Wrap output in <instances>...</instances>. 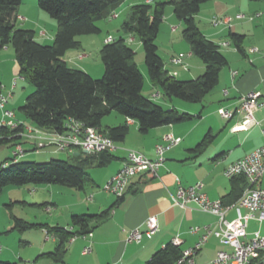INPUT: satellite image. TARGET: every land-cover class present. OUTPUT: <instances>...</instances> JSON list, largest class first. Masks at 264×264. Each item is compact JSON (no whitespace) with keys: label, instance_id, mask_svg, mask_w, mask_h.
I'll return each instance as SVG.
<instances>
[{"label":"trees","instance_id":"16d2710c","mask_svg":"<svg viewBox=\"0 0 264 264\" xmlns=\"http://www.w3.org/2000/svg\"><path fill=\"white\" fill-rule=\"evenodd\" d=\"M125 1L38 0L39 8L58 25L53 44L47 45L37 40L34 30L17 25L16 15L24 0H0V47L14 50L20 66L19 75L34 87L25 104L19 108V113L31 126L52 133H62L66 130L67 121L74 119L87 127L96 128L117 143L125 140L130 126L126 123L103 128V118L113 112L128 121L137 122L142 134H147L154 128L202 118L201 113L192 115L175 108L166 109L143 95L145 79L135 62V51L124 37L103 44L101 58L104 73L100 79L71 67L64 59L67 52L82 48L78 40L80 36L100 33L96 22L110 18ZM210 1L212 0H172L136 4L132 6L129 18L122 25L125 33L137 36L142 42L149 79L168 98L201 103L218 86L221 70L228 65L227 58L220 51V45L207 39L196 22L202 6ZM167 5L173 7L174 14L184 24L183 37L190 45L192 54L205 65L204 73L196 79L181 81L171 76L159 55L156 40L160 25L165 19ZM229 37L234 46L244 52L245 36L230 31ZM24 124L26 123L23 122L16 129L2 128L0 145L21 139L18 134L24 130ZM212 141L213 136L208 133L195 151H204ZM115 159L110 152H80L79 155L73 154L71 161L52 159L44 163L23 160L14 162L11 158L0 166V195L8 186L57 184L82 190L92 182L89 169L104 167ZM6 163L8 166H5ZM239 178L245 181L247 189V180ZM245 189L239 195H227L224 203L237 202ZM125 196L119 200H123ZM111 210L110 208L99 214L75 215L69 228L30 224L15 217V229L23 232L41 227L48 234L58 236L60 243L57 250L41 256L63 263L71 238L93 233L98 225L109 219ZM182 252L181 245H175L172 241L154 253L145 264H177ZM0 264L18 263L0 260Z\"/></svg>","mask_w":264,"mask_h":264},{"label":"crops","instance_id":"0c3cea01","mask_svg":"<svg viewBox=\"0 0 264 264\" xmlns=\"http://www.w3.org/2000/svg\"><path fill=\"white\" fill-rule=\"evenodd\" d=\"M156 2L154 0H145V3L149 4H155ZM207 6L208 8L205 10L204 8ZM204 12L205 14H203ZM240 13L247 17H254V19H235V16ZM212 16H230L234 18V21L231 28H227V26H204L202 20H208L210 23ZM21 18L24 17H21L20 7L16 15L17 23L31 22L30 19L28 21L26 18ZM196 22L207 39L220 45V51L227 58L228 65L220 73L218 90H221L222 97L217 106V113L219 115L218 111L220 109L234 110L233 118L228 120L219 115L221 119L220 125L218 127H211L200 138L198 132H196L197 127L194 125L189 128L185 126L189 124L185 123L154 128L147 134H142L139 131L137 122L133 120L128 121L123 117L124 121L123 119L119 120L121 123L119 125L127 123L130 126V131L125 140L122 141V144L117 146V149L112 153L116 159L104 167H99L104 168V182L108 181L123 167L127 150L133 149L149 158H154L156 145L163 141L166 134L173 133L177 137H180L182 141L178 146L167 152L166 162L160 169L157 177L146 174L135 177L131 181L126 196L121 201L116 196L106 192H104V197H101V192L97 189L99 184L91 174L90 191L87 190L88 185L82 190H70L76 192H67L72 201L60 203L64 206L59 205L54 198L48 201L46 198L41 199L42 197L40 196V199H38L36 194L27 197L21 193L18 197L19 199L10 198L11 203L7 205L8 207L16 203L32 207L43 206L47 213L56 212L64 208V212L61 215L57 216L55 214V217H51L50 215V219H47L44 223H40V225L49 227L59 226L69 228L72 226V217L75 215L99 214L110 208L112 209L109 219L94 229L93 235L89 240L78 238L67 244V252L63 258V263H58L41 256L44 253L55 252L60 243L58 236L50 235L45 228H42V232L46 234V240L41 247L37 248V256L32 264H42L44 260H50L56 264H145L154 253L172 242L174 238H178L181 241V248L186 250L193 247L199 241L201 235L205 232V227L215 228L218 224V218L212 214L203 212L194 204L188 205L187 208L175 206L173 198L178 188L177 179H179V182L183 186L202 182L203 191L210 199H221L223 202L227 195H239L245 189L246 183L242 178L229 179L224 176V172L231 163L252 153L264 144V136L262 134L264 110L255 112L258 124H250L245 129L243 122L246 114L240 109V99L244 94L250 91H258L264 95V0H212L202 6L200 13L196 16ZM31 30L37 32L33 27ZM227 30H229L228 33ZM230 31L245 36L243 42L244 52H240L234 46L229 37ZM37 35L43 39L48 37V41H54L55 38L53 34L48 35L46 33L43 36L36 33ZM37 40L39 41V39ZM131 40L134 41L135 38L131 36ZM173 40L175 41V45H178V40H180L179 44H184L183 38H177V41L173 38ZM225 42L229 43V45L226 47L221 46V43ZM186 47L184 52L187 51L189 57L187 59L190 61L188 70L172 63L171 60L175 57V54L167 62L164 61L169 74L181 81L196 79L205 71L204 63H200L193 58L194 55L191 52L190 45ZM68 53L65 55V60ZM85 56L81 55L80 58L84 59ZM234 71L238 72L235 77L232 75ZM85 72L88 73L87 70ZM19 74L20 66L16 60L14 50H11L10 47H0V93L2 95L12 93L13 96L8 106L9 109L16 113L17 120L23 121L26 123L25 125H30L19 113V108L25 104L26 94L31 91V88L26 86L27 81L23 78H19L16 86L13 87V80ZM152 87L157 89L156 93H153V98L158 100L165 96L153 84ZM226 90L227 93H225ZM145 97L150 98L148 96ZM166 98L168 99H165L167 101L165 103L167 104L166 109L175 108L178 110V105H176L174 100ZM1 120L2 111L0 109V122ZM131 126H136V128L131 129ZM106 127L116 126L107 122L104 124V128ZM208 133L213 136V141L204 151H195L196 146ZM129 135H133L136 138L134 145L127 142ZM16 143H23L24 155L28 153L26 156H23L24 158L29 157V155L40 154L38 153L40 151L35 146V142L32 140L21 138L8 144L14 148ZM30 152H34V154ZM64 152L77 155L76 152L79 151L75 150L72 153L68 151ZM53 156L54 154H49L42 160L53 158ZM12 157L13 152L11 149L10 158ZM5 165L8 166V163ZM81 192L85 194V198ZM153 216L158 219V232L150 239L144 238L141 243H128L127 239L130 232L136 228L145 230L146 221ZM235 217V211H231L228 214V218L233 219ZM14 218L15 216L12 215L14 224L11 222L8 226H13V229H15ZM16 218L30 224H39L32 220L29 222L22 217ZM195 228H198L196 232L193 231ZM88 245L91 246L92 251L89 254H83V249ZM229 249L228 246L222 245L217 238L212 236L194 257V264H206L207 262L213 264V260L219 250ZM10 252L14 254V251ZM18 257L19 260H23L22 255L18 254ZM24 262L30 264V261L27 259Z\"/></svg>","mask_w":264,"mask_h":264},{"label":"built area","instance_id":"2783aa9c","mask_svg":"<svg viewBox=\"0 0 264 264\" xmlns=\"http://www.w3.org/2000/svg\"><path fill=\"white\" fill-rule=\"evenodd\" d=\"M24 19V18H21ZM237 20L250 19L244 14H237ZM233 17L222 16L213 20L214 27L227 26L231 28ZM45 36V32H41ZM109 38L107 42H111ZM229 43H221V46H228ZM172 63L188 70L184 56L179 55L172 58ZM234 71L232 75L237 76ZM20 75L13 80V87L16 86ZM227 93V90L225 91ZM12 93L7 95L0 94V109L2 111V128H18L23 122L18 121L16 113L9 109V103ZM240 109L245 112L246 118L243 122L245 129L250 124H258L255 118V112L264 110V95L258 91H250L244 94L240 99ZM219 115L224 119H231L234 116V110L220 109ZM130 121V120H129ZM264 136V126L262 128ZM21 138L32 140L38 150L46 147H55L59 151L75 150L86 154H98L102 152L113 153L116 149V142L109 136L99 132L94 127H87L82 122L69 119L66 124V130L62 133H52L31 125L24 124V130L18 134ZM182 139L173 133L164 136L163 141L156 145L155 157L148 156L136 150H127V155L123 167L113 175L104 185L103 191L117 198L125 196L130 187L131 181L141 175L146 174L157 177L160 169L166 162V154L172 148L178 146ZM25 150L22 143H16L13 149V160L17 162L23 158ZM6 166V165H5ZM229 179L243 177L247 180L249 187L243 192L239 200L233 204H224L221 199L212 200L203 191V183L198 182L194 185L183 186L177 179L178 188L173 198L174 205L187 208L194 204L203 212L212 214L218 218V224L215 228L205 227V232L201 235L199 241L191 248L183 250L182 256L177 264H194V257L202 247L214 236L222 245L228 246L229 250H219L213 260V264H264V144L245 157L231 163L224 172ZM235 211L236 217L228 218V214ZM251 221H257L259 229L249 232ZM159 230L158 219L153 216L146 221V229L138 228L132 230L128 236V243H141L144 238H152ZM198 228L193 231L196 232ZM93 233L77 235L71 238L70 242L81 238L89 240ZM175 245H180L178 238L173 239ZM1 250V246H0ZM92 251L90 245L83 249V254H89Z\"/></svg>","mask_w":264,"mask_h":264},{"label":"rangeland","instance_id":"374dc122","mask_svg":"<svg viewBox=\"0 0 264 264\" xmlns=\"http://www.w3.org/2000/svg\"><path fill=\"white\" fill-rule=\"evenodd\" d=\"M157 2L166 1L170 2L172 0H154ZM26 2V3H25ZM145 0H126L112 15L110 18L103 19L96 22V25L100 28L101 32L98 34L93 35H83L78 38V40L82 44L81 49H75L69 51L66 56V60L71 67L80 68L83 71H88V73L95 79H100L104 73V65L101 58V48L108 38L117 39L119 37H124L127 43L134 49L135 51V62L137 63L141 73L144 76V88H143V95L148 96L151 99L155 100L156 103L161 104L163 107H167V99L165 96L162 99L153 98V93L157 91V89L152 87V83L148 76L147 67L145 64V53L143 49L142 42L137 36H133L130 34L125 33L122 30L123 23L129 18L131 13V8L133 5L144 3ZM156 2V3H157ZM25 3V4H24ZM24 5L22 4L21 7V17L26 19H30L29 22H18L17 25L20 28H29L32 27L37 31V34H41V32H45L48 35H55L57 32V22L52 19L46 12L42 11L38 6V0H24ZM209 7H212L208 5ZM205 7L204 9L206 10ZM203 12V11H202ZM205 14V12L203 13ZM208 14V13H207ZM27 15V16H26ZM166 18L160 25L158 37L156 40V44L158 46L159 55L163 58L165 62L171 59V57L183 55L185 62L187 65H190V61L187 59L189 58L187 55V51L184 52L186 46H189L187 41L183 37V30L184 24L178 20L176 15L173 12V7L171 5H167L166 7ZM217 17L221 16H212L210 23L208 20H202L204 26L211 27L213 26V20ZM211 24V25H210ZM31 27V28H30ZM175 28V30H173ZM228 28V27H227ZM229 30H227L228 33ZM131 36L135 38V40H131ZM37 39L43 44H53V41H48L47 38H40L38 35L36 36ZM177 38H183L184 44H179L180 40L177 41L178 45H175V41L173 40ZM186 43V45H185ZM174 44V45H173ZM223 48V47H222ZM11 50H13L11 48ZM177 53V54H176ZM81 55H86L84 59H81ZM195 60L198 62H202L198 57L195 55L193 56ZM86 69V70H85ZM27 87L31 88L30 92H27V95L32 93L34 87L27 82ZM161 92V90H159ZM154 93V94H155ZM162 93V92H161ZM222 97L221 90H218V86L210 92L201 103H189L183 101L178 98H172L176 105H178V110L180 112H186L193 115H197L199 113L202 114L201 119H196L190 121L185 124L187 127H193L194 125L197 127L196 132H198V136L201 138L203 137L211 127H218L221 123V119L217 113V106L220 102ZM168 100V99H167ZM124 121V118L113 112L111 115L103 118L102 126L104 128V124L111 123V125H119L121 124L119 120ZM181 125V124H180ZM136 128V126H131V129ZM136 138L132 135H129L127 138V142L134 145ZM122 142H117L116 146H120ZM23 146V143H22ZM29 147V146H28ZM24 148V147H23ZM11 149H13L9 144H2L0 145V166L2 163L9 161L11 156ZM40 154L38 155H29V157H23V161H35L38 163L48 162L52 159H62V160H73V154H69L64 151H59L55 147H46L39 150ZM31 154L34 152H30ZM28 153H26L27 155ZM49 154H54L53 158H47L46 160H42L46 158ZM24 155V156H26ZM41 155V156H40ZM46 155V156H44ZM89 174H91L95 179L96 182L99 184L97 189L100 190L101 197H104V191L102 190L104 185L107 181L104 182V168L95 167L90 169ZM225 176V175H224ZM226 177V176H225ZM227 178V177H226ZM225 178V179H226ZM227 180V179H226ZM91 186H87V190L90 191ZM72 189L57 185H26L22 187L18 186H8L3 193L0 195V260H7V261H16L18 264H26L24 261L27 259L32 264L33 260H35L37 256V248L41 247L43 242L46 240V234L42 232L41 227H33L30 229H26L23 232L13 229L12 227H8L9 224L12 222V215L15 217H22L40 223H44L47 219L51 217H55L61 215L64 212V208L58 210L56 212L52 211L47 213L43 206L39 207H32L30 205H19L13 204V206L8 207L10 202V198L19 199V195L30 197L31 195L36 194L37 198L40 199H48V201L54 198L59 205L60 203H66L71 200V197L68 195L67 192H76L70 191ZM88 191V192H89ZM79 192V191H78ZM82 193V192H81ZM90 193V192H89ZM83 197L85 198V194L82 193ZM90 197V194H89ZM104 199V198H103ZM102 199V200H103ZM30 201L29 199H27ZM64 206V205H62ZM29 219V220H28ZM12 220V221H11ZM34 222V223H35ZM14 224V223H13ZM260 224L258 222H251L249 232L256 231L259 229ZM264 224H262V227ZM27 241V242H26ZM219 241V240H218ZM220 242V241H219ZM14 251V254L12 252ZM18 254L22 255L23 260H19ZM25 259V260H24ZM42 264H56L50 260H44ZM74 264V263H73ZM206 264H212L211 262H207Z\"/></svg>","mask_w":264,"mask_h":264},{"label":"water","instance_id":"95a60500","mask_svg":"<svg viewBox=\"0 0 264 264\" xmlns=\"http://www.w3.org/2000/svg\"><path fill=\"white\" fill-rule=\"evenodd\" d=\"M76 154H77V155H79V154H80V152H76Z\"/></svg>","mask_w":264,"mask_h":264}]
</instances>
